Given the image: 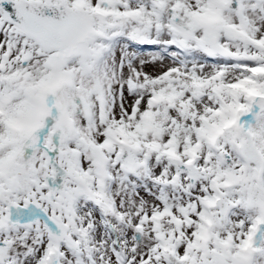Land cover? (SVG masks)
Masks as SVG:
<instances>
[{
  "label": "snow or ice",
  "instance_id": "obj_1",
  "mask_svg": "<svg viewBox=\"0 0 264 264\" xmlns=\"http://www.w3.org/2000/svg\"><path fill=\"white\" fill-rule=\"evenodd\" d=\"M0 264H264V0H0Z\"/></svg>",
  "mask_w": 264,
  "mask_h": 264
}]
</instances>
